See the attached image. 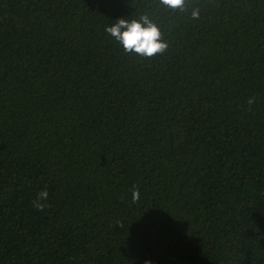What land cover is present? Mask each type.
Instances as JSON below:
<instances>
[{"label":"trees","instance_id":"obj_1","mask_svg":"<svg viewBox=\"0 0 264 264\" xmlns=\"http://www.w3.org/2000/svg\"><path fill=\"white\" fill-rule=\"evenodd\" d=\"M146 261L264 264V0H0V264Z\"/></svg>","mask_w":264,"mask_h":264},{"label":"clouds","instance_id":"obj_2","mask_svg":"<svg viewBox=\"0 0 264 264\" xmlns=\"http://www.w3.org/2000/svg\"><path fill=\"white\" fill-rule=\"evenodd\" d=\"M159 5L176 11H186V0H158ZM201 9L199 6L193 7L190 13L192 19H200ZM106 33L119 43L125 53H134L140 57L152 58L156 55L164 54L168 49V41L164 39V33L160 26L149 18L147 14L140 15L138 18H118L113 24L106 27ZM255 102L254 98L249 97L247 103L249 110ZM133 203L139 201L140 193L137 188L132 191ZM48 193L42 190L38 193L33 205L43 211L46 204ZM145 264H150L146 261Z\"/></svg>","mask_w":264,"mask_h":264}]
</instances>
